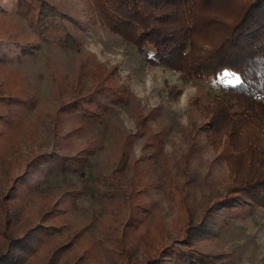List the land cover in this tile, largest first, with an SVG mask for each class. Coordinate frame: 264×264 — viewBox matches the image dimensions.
Returning a JSON list of instances; mask_svg holds the SVG:
<instances>
[{"label":"rangeland","instance_id":"rangeland-1","mask_svg":"<svg viewBox=\"0 0 264 264\" xmlns=\"http://www.w3.org/2000/svg\"><path fill=\"white\" fill-rule=\"evenodd\" d=\"M48 1L71 18L80 46L51 42L34 56L0 62V111L17 120L0 139V199L16 181L18 188L32 184L26 213L48 210L57 226L53 236L68 244L50 264H123L179 246L194 238L190 226L212 205L195 247L233 264H264V207L234 218L232 195L221 207L217 201L236 183L220 158L223 148L210 146L204 134L195 137L203 119L193 99L208 102L237 75L224 70L215 78H185L147 62L150 47L139 52L109 30L93 0ZM0 34L10 44L38 41L13 13L0 16ZM108 74L129 88L127 101L106 103L110 109L100 120L89 118L97 107L79 104V97L106 84ZM43 153L41 171L32 176L25 164ZM10 206L17 209V196ZM48 254L40 249L17 260L46 264Z\"/></svg>","mask_w":264,"mask_h":264},{"label":"trees","instance_id":"trees-1","mask_svg":"<svg viewBox=\"0 0 264 264\" xmlns=\"http://www.w3.org/2000/svg\"><path fill=\"white\" fill-rule=\"evenodd\" d=\"M93 4L109 30L139 52L150 47L146 56L149 63L180 71L185 78H215L224 70L237 75L235 82L224 86L208 102L193 99L192 107L203 119L194 128L195 137L204 134L210 146L223 148L220 158L227 163L236 184L234 191L217 201L221 207L227 205L231 195L230 216L234 218L255 206L264 207V101L256 99L257 95L264 98V0H93ZM12 13L27 21L38 41L14 39L10 44L0 34V62L34 56L41 44L80 46L68 24L71 18L48 0H0V16ZM110 75L105 78L106 84L101 81L87 97H79V104L97 107L90 111L89 118L100 120L110 109L106 103L122 105L127 101L129 88L112 83ZM72 101L71 105L79 108L76 100ZM16 121L14 115L0 111V139ZM46 157L43 153L25 164L32 176L41 171ZM79 159L84 161L86 157ZM16 184L0 199V264H19V254L40 249L49 253L46 264H50L68 244L53 236L57 226L48 210L39 217L26 213L25 196L32 184L25 185L26 189ZM16 196L14 210L10 203ZM242 202L248 208H243ZM212 207L198 226H190L192 240L153 249L145 258H129L123 264H233L229 258L194 245L193 241L200 239L197 235H204L202 231L207 229L205 218H212Z\"/></svg>","mask_w":264,"mask_h":264},{"label":"built area","instance_id":"built-area-1","mask_svg":"<svg viewBox=\"0 0 264 264\" xmlns=\"http://www.w3.org/2000/svg\"><path fill=\"white\" fill-rule=\"evenodd\" d=\"M256 98H257V99H261L262 96H261V95H257Z\"/></svg>","mask_w":264,"mask_h":264}]
</instances>
